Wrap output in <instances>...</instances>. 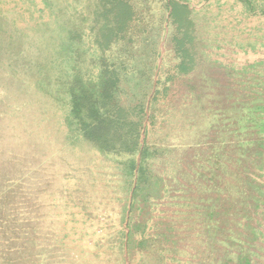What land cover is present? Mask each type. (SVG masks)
I'll return each mask as SVG.
<instances>
[{
    "label": "rangeland",
    "instance_id": "rangeland-1",
    "mask_svg": "<svg viewBox=\"0 0 264 264\" xmlns=\"http://www.w3.org/2000/svg\"><path fill=\"white\" fill-rule=\"evenodd\" d=\"M167 1L170 0H153L151 14L146 11L143 15L144 11L138 10L137 17L148 25V44L152 47L143 48V58L153 62L146 121V144L152 155L149 168L163 179L165 188L164 198L153 203L154 217L147 220V239L151 240L153 234V243L160 231L161 216L174 221L193 220L200 213L190 212L188 204L197 208L199 201H206L205 193L216 189L221 192L217 185L210 189L198 182L192 170L208 172L216 169L219 160L225 164L224 169L232 168L239 156V143L254 136L245 134L239 138L235 134L236 116L232 112L237 102H231V113L228 111L225 119L218 113L219 105L239 89H249L247 94L260 91L259 86H244L241 81L252 79L255 73L264 77V67L250 70L252 65L264 62V15L250 14L239 0H173L192 11L193 27L184 47L192 65L186 59L185 65L191 70L181 73L178 41L183 39L188 25L180 27L169 19L172 10ZM255 1L264 6V0ZM53 2L61 7L57 19L67 24L73 16V22L83 30L81 51L88 70L96 75L98 69L91 64L100 56L96 36L107 24L100 0ZM135 2L140 5L138 0ZM0 8L21 28H35L38 24L54 28L57 20L43 0H0ZM245 69L249 71L243 77ZM58 114L62 117L61 112ZM220 123L222 132L218 131ZM56 131L53 123L42 137H35L28 151L32 153L30 160L35 161L25 183L21 187L15 184L0 202L1 215L7 213L0 219V251L6 247L0 252V264H123L120 227L128 191L118 170L121 165L92 148L71 146ZM226 146L230 151L225 150ZM7 163L2 167L5 174L16 177L19 165ZM247 169L250 183L264 189L263 159L253 157ZM2 183L7 189L8 183ZM190 189H195L193 197L185 195ZM237 191L233 190L234 195ZM209 201L215 206L220 199L209 197ZM261 230L263 236L256 250L262 258L254 264H264V219ZM6 232L19 238L5 236ZM133 238L139 241L142 235L137 232ZM156 247L153 244V253ZM203 251L187 248L177 259L167 257L164 264H202L191 259L195 253L208 258V252ZM162 255L158 252L155 259L136 251L129 259L126 252L125 259L126 264H156L158 257L165 258V252Z\"/></svg>",
    "mask_w": 264,
    "mask_h": 264
},
{
    "label": "trees",
    "instance_id": "trees-1",
    "mask_svg": "<svg viewBox=\"0 0 264 264\" xmlns=\"http://www.w3.org/2000/svg\"><path fill=\"white\" fill-rule=\"evenodd\" d=\"M43 1L57 19L61 7L54 0ZM135 1L100 0L107 24L96 36L100 56L91 62L98 69L96 75L88 70L89 64L81 51L83 30L73 22V16L67 24L55 20L54 28L45 24L21 28L0 8V202L8 197V190L15 184L21 187L25 183L35 161L30 160L29 145L55 123L57 134L63 135L71 146L92 148L121 165L118 170L128 191L120 227L123 264H126V252L129 259L136 251L155 259L158 252L161 255L165 252V258L158 257L157 261L164 264L167 257L177 259L187 248L208 252V258L195 253L191 259L202 264H254L262 258L256 243L263 236L264 219V189L251 184L247 176V166L253 157L264 161V77L255 72L252 79L242 80L241 85L259 86L261 90L248 94L249 89L231 92L218 110L224 119L228 118L231 102H237L232 112L236 116L235 134L239 138L245 134L254 137L239 143V156L234 164L231 162V169H224L225 164L219 160L216 169L208 172L192 170L198 182L210 189L217 185L221 192L216 189L205 193L206 201H199L197 208L188 204L190 212L200 213L198 218L174 221L161 216L154 243L153 234L151 240L147 239V220L154 217L153 203L164 198L165 188L163 179L149 168L152 155L146 144V121L153 87V62L143 56L145 49L152 47L148 44V25L142 23V18L137 19L138 10H143V15L146 11L151 14L153 0H138L140 5ZM239 1L250 14L264 15V6L255 0ZM167 6L172 10L169 19L180 27L188 25L183 39L178 41L179 54L182 53L178 68L181 73H188L191 67L185 65L186 59L191 65L192 60L184 47L193 27L192 11L173 0L167 1ZM262 67L261 61L250 70L259 71ZM248 71L242 72L243 77ZM59 112L62 117L58 116ZM218 131L222 132L221 123ZM225 150L230 148L226 146ZM6 161L19 165L16 177L5 174L2 167ZM2 182L8 183L7 189H3ZM234 189L238 190L235 195ZM194 190H188L185 195L193 197ZM209 197L220 201L212 206ZM7 203L6 200L4 204ZM2 212L0 207V219L7 214L2 216ZM137 232L142 235L139 241L133 238ZM4 235L14 240L19 238L14 233ZM153 244L158 246L156 253ZM4 249L5 246L1 251Z\"/></svg>",
    "mask_w": 264,
    "mask_h": 264
}]
</instances>
